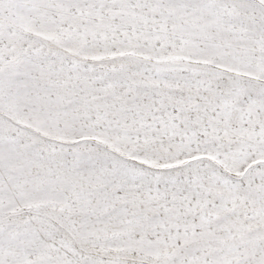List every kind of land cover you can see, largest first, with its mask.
Wrapping results in <instances>:
<instances>
[{
    "label": "snow or ice",
    "instance_id": "6c2138e0",
    "mask_svg": "<svg viewBox=\"0 0 264 264\" xmlns=\"http://www.w3.org/2000/svg\"><path fill=\"white\" fill-rule=\"evenodd\" d=\"M0 264H264V0H0Z\"/></svg>",
    "mask_w": 264,
    "mask_h": 264
}]
</instances>
